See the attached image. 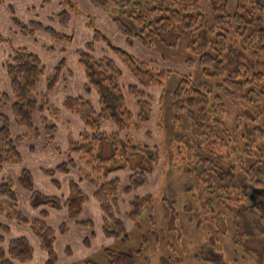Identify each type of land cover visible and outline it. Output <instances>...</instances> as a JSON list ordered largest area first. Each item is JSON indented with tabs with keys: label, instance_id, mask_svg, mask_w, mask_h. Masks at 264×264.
Instances as JSON below:
<instances>
[{
	"label": "trees",
	"instance_id": "16d2710c",
	"mask_svg": "<svg viewBox=\"0 0 264 264\" xmlns=\"http://www.w3.org/2000/svg\"><path fill=\"white\" fill-rule=\"evenodd\" d=\"M3 1L0 0V5ZM88 1L96 8H107L113 13L114 24L128 44L136 41L145 48L179 46L198 54L197 62L204 79L198 81L192 75H182L171 93L176 120L185 118L198 129L207 128L206 144L196 152L197 167L186 171L195 172L202 182L210 183L205 190L218 199V216H224V207L231 209L236 231H241L242 226L246 229V223L249 229L255 223L264 229V211L258 210L260 217L253 210L257 206L251 204L252 194L264 201V3L237 0L234 11H230L229 0ZM58 6L47 18L67 28L72 22L76 0H58ZM31 24L55 38L64 36L72 40V35L61 33L53 24L39 20ZM93 31L92 38L79 50V62L86 77L84 91L79 94L54 96L61 81L73 73L66 57L48 72L36 53L17 47L4 63L11 91L0 89V108L10 105L16 124L26 130L15 137L23 140L31 131L44 134L46 143L56 140L60 120L67 111L81 119L83 129L78 136L70 133L67 149L63 151L67 157L55 167L43 170L60 189L62 178L70 176L67 195L47 194L38 189L33 173L27 168L22 169L17 179L8 176L0 181V214L4 217L0 221V264L30 261L35 255L32 241L26 236L12 238L6 245V234L11 231L7 222L12 220L31 225L48 256L47 264H56L57 235L66 234L70 228L66 223L59 228L50 225L49 210L66 208L68 217L77 220L90 198L85 184L92 187V197L100 205L105 236L116 240L104 248L107 264H136L137 256L149 245L150 237L140 235L139 228H143V216L150 225L156 224L155 200L152 193L139 194L138 190L150 182L158 163L155 153L158 149L155 151L148 141L151 130L142 138L139 133L154 116L153 91L163 85L170 71L158 69L155 60L138 58L113 44L101 30ZM194 60L188 58L187 62ZM129 98L134 100L136 111L129 107ZM158 101L162 103V99ZM231 118L235 121L232 130L228 126ZM107 122L113 123L115 129H104ZM0 139L9 145L1 149L5 154L0 153V163L19 160L21 153L6 116L1 118ZM219 159L220 164L216 163ZM224 160L227 169L223 168ZM120 173L127 174L126 185ZM214 178L219 185L213 186ZM225 178L227 185L223 184ZM17 185L27 192L31 207L40 209V216L30 219L23 212ZM122 194L132 196L127 219L134 223V233L122 217ZM245 210L257 213L256 221H246L247 215L242 219L241 213ZM204 211L208 212L209 207H204ZM77 223L95 226L91 219ZM253 233L250 238L260 239V235ZM135 239L136 245H133ZM236 242L253 252L243 241ZM86 244H90L89 238ZM209 249L207 245L201 250L203 255L206 253V260L212 257L207 252ZM83 264L101 262L88 258ZM160 264H183V259L161 257Z\"/></svg>",
	"mask_w": 264,
	"mask_h": 264
},
{
	"label": "rangeland",
	"instance_id": "374dc122",
	"mask_svg": "<svg viewBox=\"0 0 264 264\" xmlns=\"http://www.w3.org/2000/svg\"><path fill=\"white\" fill-rule=\"evenodd\" d=\"M261 1L264 3V0ZM236 2L237 0H229L230 11H234ZM54 4V0H4L0 5V35L3 38L0 41V89L3 92L11 91L4 63L17 47H26L29 51L36 53L42 63L47 66L48 72H52L54 65L65 57L67 64L79 71V65H81L79 50L84 48L86 42L92 38L93 29L101 30L113 44L121 46L138 58L155 60L158 69L170 71V76L164 80L163 85L155 88L156 103L158 98L162 99V103L158 102L159 109H156L155 118L147 128L151 130V138H148V141L152 143L155 151L158 149L155 152L157 162L161 159L162 163L159 162L161 164L157 166L153 181H150V191L155 200L156 224L150 225L147 217H142L143 228H139L141 230L139 233L150 237V242L149 245L147 244L146 250L137 256L136 264H160L161 257L175 256L182 258L183 264H264L263 227L259 229L255 223L254 227L249 229L250 227L246 223V229L242 226L241 231H236L231 209L228 210L227 206L224 207V216H218L219 210L216 206L218 199L212 196L211 192L205 190L210 183L202 182L200 176L198 177L195 172L189 174L186 171V169L197 167L196 152L206 144L204 136L207 128L198 129L185 118L176 120L171 108V93L182 75H192L198 81L204 79L197 62L198 54L179 46H176L175 49L166 45L145 48L136 41L128 44L126 38L114 24L113 13L107 8L91 7L87 0H76V9L72 15L71 25L61 28L43 15L45 9L53 8ZM37 20L53 24L61 33L72 35V40L68 41L64 36L55 38L48 32L40 31L39 28L31 24V21ZM32 29L36 32H31ZM188 58L195 60L189 63L187 62ZM129 107L136 111L135 102L133 103L131 98H129ZM0 113L3 114L2 119L6 116L9 120L11 135L21 153L19 160L9 159L0 163V181L7 176L15 178L22 168H28L33 173L38 187L48 189L45 181H41L45 176L41 169L53 168L58 162L64 160L63 155L66 153L59 149L57 151L53 149L57 144L62 146V142L51 140L52 142L46 143L47 139L41 132L38 135L28 132L30 134L28 137L19 140L15 136L25 129L16 124L11 106L5 105L0 108ZM72 117L76 118L77 115H68L65 119ZM234 124L235 121L231 118L228 122L231 130ZM65 126L67 129L73 128V124L68 122L65 123ZM44 144L47 145L45 148ZM5 147L8 148L9 145H5L0 139V153L5 154L1 150ZM224 154L227 155V153ZM224 161L223 168L227 169V162ZM216 163H222L221 159ZM227 183L228 180L225 178L223 184L227 185ZM219 184V181L217 182L214 178L213 186ZM215 193L218 195V192ZM224 195L226 196L227 193L224 192ZM207 206L209 211L205 212L204 207ZM262 207L264 208V205ZM241 214L242 219L244 215L248 216V218L244 217L247 219L246 221H256L257 213L255 214L252 210H245ZM257 215L260 216V213ZM79 218L84 217L80 215ZM10 224L12 225L11 221ZM154 228L157 230L156 234ZM11 231L12 235L25 234L31 237L34 235V230L28 224L21 225L20 228L14 227ZM254 231L260 235L262 242L257 239L258 237L250 238ZM134 232L132 231V233ZM78 235V233H71L64 235L66 239L58 240L56 238L58 251L64 245L65 250L67 249L66 262L63 264H83V260L88 258L98 260L101 264H107L104 248L115 244V241L105 243L104 246L92 247L89 250L81 249L84 258L82 259L75 256L77 255L75 251L80 250ZM136 240L133 245H136ZM236 241H243L253 252H249L246 247ZM207 245L210 247L207 252L212 256L209 260L204 259L206 253L203 255L201 252L202 247ZM196 256L201 258L195 259ZM35 261L40 262L39 256ZM32 262L26 264H32ZM56 264H62L60 258Z\"/></svg>",
	"mask_w": 264,
	"mask_h": 264
},
{
	"label": "crops",
	"instance_id": "0c3cea01",
	"mask_svg": "<svg viewBox=\"0 0 264 264\" xmlns=\"http://www.w3.org/2000/svg\"><path fill=\"white\" fill-rule=\"evenodd\" d=\"M54 1H55V4H54L53 8L45 9V12L43 13L44 17L47 18L49 15L53 14L54 12H56L58 10V8H59L58 0H54ZM88 4L92 7V4L89 1H88ZM147 60H151V59H147ZM69 67L72 69V72H73L72 76L69 77V79L61 81V84L59 85L58 89L56 90V92L54 94V96L57 97V98L58 97H64L65 95H69V94H79V93L84 91V85L86 83V77H85L84 70H83L82 66L79 65V69L81 71L80 70L77 71L71 66H69ZM8 81H9V77H8ZM45 83H46V81L44 79L42 81V86H41L42 90L45 89L44 88L45 87ZM9 85H10V81H9ZM10 89H11V87H10ZM153 92H154V94L156 93L155 90ZM92 96L93 97L96 96L95 90H93ZM158 100H159V98H158ZM158 102L159 101H157V103H156L157 105L155 104L154 116L156 115V109H159V106H160V104H158ZM133 103H134V100H133ZM68 115L76 116V115H74V114H72V113H70L68 111L65 112V114L62 115V118H61L60 123H59L60 124L59 133H58L57 138H56V140H58L59 142H62V146L60 144H57L53 148L54 151H57V147L60 148V151H62V152L65 151L67 149V146H68L70 133L72 135H74V136H78L79 132L83 129V122L81 121V119L78 116L76 118L72 117L70 119H65ZM154 116H153V118H155ZM153 118H152V120H153ZM66 122H68L70 124H73V128L72 129H69V128L67 129L66 126H65ZM149 123H147L145 126H143L142 130L139 133L140 138L144 137L145 136L144 135L145 132L149 130V129H147ZM104 129L111 131V130L115 129V126H114L113 123L107 122V123L104 124ZM24 131H26V130H24ZM29 133L33 134V135L36 134L35 132L31 133V131ZM29 133H28V135H30ZM149 138H151V137H149ZM46 146L47 145H45V144L43 145L44 148ZM61 148H63V150H61ZM63 156H64V159L67 157L66 155H63ZM159 162L162 163V160L160 159ZM161 163L156 165L154 173L157 172V166L160 165ZM22 169H24V168H22ZM22 169H21V171H22ZM41 170L43 171L44 168H42ZM21 171L19 172L18 176L15 177V179H17L19 177ZM42 173L45 176L42 177L41 181L44 180L45 181V185L48 186L49 188L48 189H46L44 187L40 188L37 185L38 189L42 190L43 192H45L47 194L67 195V193H68L67 182H68V179L70 178V176H66V177L62 178L63 186L60 189V188H57L56 186H54L52 184V182L50 181L49 177L47 176V174L44 171ZM154 173H153V175H154ZM120 175L123 178V184L126 185L127 182H128V180L126 178L127 174L120 173ZM153 175L150 178L151 182L153 181ZM150 184L151 183L149 182L146 186H144L143 188L138 190V193L139 194L152 193L150 191V188H151ZM84 188H85V190H87L89 192V196H90L89 200L84 204L83 212L81 214L84 218H79L77 220H71L68 217L66 208H62V209H59V210H49L50 216L48 218V223L50 225H52L54 228H59L63 223H66L69 226V228H70L69 232H67L66 234H58V236H57L58 240L66 239L64 237V235H68V234H71V233L72 234L78 233L80 235V236L79 235L77 236L78 239H79V248H80V250L75 251L76 254H77L75 256H77L78 258H82V259H84V258L82 257L83 254L81 252V249L89 250L92 247H96V246H99V245H103L104 246L105 243L108 244L109 242L116 241L115 239L107 238L105 236L104 232H103L104 218H103V214H102V211L100 209L99 203L92 197V194H93L92 187H90L87 184H85ZM16 189L21 194V206H22L21 208H22L23 212L30 219H34V218H37L38 216H40V209H34L33 207H31V205L29 203V199L27 197V192L25 190H23L19 185L16 186ZM22 197L24 198L23 201H22ZM131 197H129V196L125 195V194H122V196H121V199H122L121 200V211H122V217L124 218L128 228L131 231H133L134 228H135V225H134V223L131 220L127 219V212H128V209H129V205L128 204H129V199H131ZM2 217L3 216L0 214V221L3 220L4 217L3 218ZM87 219L93 220L95 226L90 227V226L80 225V224L77 225L78 224L77 223L78 220H87ZM11 222H12V225L10 224V221L7 222L9 224V226L11 227V229H13L14 227L20 228L21 225H27L25 223L18 222V220H12ZM29 226H31V225H29ZM18 236H26L32 241V244H33L34 249H35V255L30 260V261H33L32 264H47L48 256H47L46 252L41 248L40 243L38 242V239H37L35 233H34L33 237H31V236H27L25 234L12 235V231H11V233L9 235L6 234V239H7L6 240V245H8V242L12 238H15V237H18ZM88 238L90 239V244H86V240ZM56 241H57V239H56ZM111 245H113V244H111ZM111 245H109V246H111ZM64 246L62 248H60L59 251H58L57 246H56V249H57V252L59 253V258H60V261L62 262V264L64 262H66V256H67V254H66V250L67 249L65 250ZM109 246H107V247H109ZM38 256H39L40 262H36L35 261V259ZM62 258H63V260H62ZM30 261L21 262V261L15 260L14 264H26V263H28Z\"/></svg>",
	"mask_w": 264,
	"mask_h": 264
},
{
	"label": "flooded vegetation",
	"instance_id": "af4514ba",
	"mask_svg": "<svg viewBox=\"0 0 264 264\" xmlns=\"http://www.w3.org/2000/svg\"><path fill=\"white\" fill-rule=\"evenodd\" d=\"M251 196L253 198V203H251V204H253V205L255 204L257 206V208H255L253 210H255L257 213H259L258 212L259 209H260L259 211H264V208L262 207V205L264 204V201H262V199H260V197H258L257 194H252Z\"/></svg>",
	"mask_w": 264,
	"mask_h": 264
}]
</instances>
